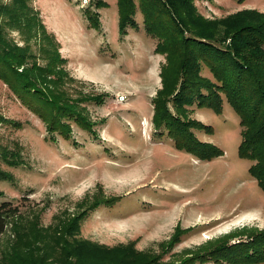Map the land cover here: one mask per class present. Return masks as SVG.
<instances>
[{
    "label": "rangeland",
    "instance_id": "374dc122",
    "mask_svg": "<svg viewBox=\"0 0 264 264\" xmlns=\"http://www.w3.org/2000/svg\"><path fill=\"white\" fill-rule=\"evenodd\" d=\"M30 3L29 14L24 0H0V42L69 117L57 124L0 79V202L19 206L0 233V264H264L212 261L264 229L238 115L223 95L220 111L173 98L182 74L218 90L182 34L202 32L242 61L264 32V0H127L125 16L117 0ZM160 108L222 154L175 146L155 126Z\"/></svg>",
    "mask_w": 264,
    "mask_h": 264
},
{
    "label": "trees",
    "instance_id": "16d2710c",
    "mask_svg": "<svg viewBox=\"0 0 264 264\" xmlns=\"http://www.w3.org/2000/svg\"><path fill=\"white\" fill-rule=\"evenodd\" d=\"M126 2L127 0H117L119 16H125L128 13ZM24 3L30 14L32 12L30 0H24ZM140 5L142 4L140 3ZM262 16L259 19V28L264 26V15ZM30 19L38 21L34 15H31ZM178 23L181 25L180 22ZM35 25H38L37 35L39 38L45 40L50 37L51 34L48 33L50 34L48 36L45 32L42 21L39 20ZM256 31L263 33L262 37L256 39L258 42L254 44L255 51L244 55L241 58L242 61L238 59L241 57L238 50L221 48L212 42L205 41V39L202 40L204 37L202 32L194 35L184 33L182 37L180 35L183 48L186 45L191 53H194V56L208 63L210 72L218 83V90L214 91L210 88L209 80L204 79L201 82V80L187 79L182 74L173 98L175 97L176 102L197 103L216 111L221 109L222 95L226 98L230 107L239 117L241 141L238 151L250 159L249 172L256 179L260 188L264 190V32L260 29ZM28 34H30V30H28ZM6 49L7 47L0 42V79L16 94L21 103L27 102L30 105L39 106L41 109L47 108L52 120L61 125L69 117L64 109L68 105L61 106L50 96H43L40 90L31 84V81L24 78L18 68L20 65H17L13 57L6 53ZM256 49L258 54H255ZM39 97L44 100L41 101ZM166 109L160 108V114L154 123L158 129L162 126L166 127L175 146L193 151L205 159L222 154L220 148L197 139L185 120L172 112L170 108ZM18 211L19 206L9 200L0 202V233L6 228L7 216L16 214ZM247 241L249 242L245 243ZM242 242L247 245L245 249L237 248L233 253V250L229 248L226 253L214 256L212 261H221L223 258H229V255L233 260L228 261L229 263H240L246 261L247 258L250 259V262L264 258V229L252 234ZM223 247L221 245L217 250H210L211 252L208 254L212 256L216 253L215 251L219 252ZM116 249L128 254L139 253L129 245H120ZM147 261L145 260L141 264H145Z\"/></svg>",
    "mask_w": 264,
    "mask_h": 264
}]
</instances>
